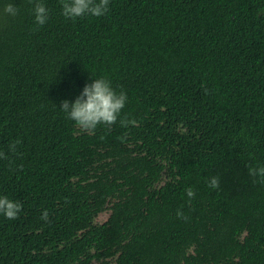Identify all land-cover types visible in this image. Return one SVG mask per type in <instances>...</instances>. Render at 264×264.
<instances>
[{"label": "trees", "instance_id": "16d2710c", "mask_svg": "<svg viewBox=\"0 0 264 264\" xmlns=\"http://www.w3.org/2000/svg\"><path fill=\"white\" fill-rule=\"evenodd\" d=\"M42 2L39 27L32 0H0V151L23 141L0 160L23 205L0 214V264H264V0H110L74 21ZM99 78L135 126L85 133L60 109Z\"/></svg>", "mask_w": 264, "mask_h": 264}, {"label": "clouds", "instance_id": "9594fccd", "mask_svg": "<svg viewBox=\"0 0 264 264\" xmlns=\"http://www.w3.org/2000/svg\"><path fill=\"white\" fill-rule=\"evenodd\" d=\"M34 3L35 24L43 27L49 21V9L42 0H32ZM110 0H61V14L66 20H76L77 18L90 15L93 17H102L106 15L110 8ZM19 8L8 3L2 10V15L15 17L18 15ZM206 95L210 94L205 87ZM128 100L127 93L123 90L117 92L106 78L94 79L90 84H86L82 93L74 102L67 100L61 102L60 109L67 114V118L75 123V126L82 132L94 134L97 127L101 124L109 129L118 121L121 127L135 126L137 121L127 117L121 118L122 110L125 108ZM103 139V137H101ZM21 139H16L8 145L7 153L0 151V160H9L10 164L12 156H21L18 146L22 145ZM8 153H11L9 155ZM22 170V165L18 166ZM255 180L259 178L260 183H264V165L250 166L249 173ZM208 186L212 189L220 188V177L213 176L207 180ZM189 203L195 197V191L192 187L185 189ZM23 205L18 200H12L8 196H0V214L8 219L18 218V214L22 211ZM181 209L177 210V217L187 219ZM42 219H48V212L42 214Z\"/></svg>", "mask_w": 264, "mask_h": 264}, {"label": "rangeland", "instance_id": "374dc122", "mask_svg": "<svg viewBox=\"0 0 264 264\" xmlns=\"http://www.w3.org/2000/svg\"><path fill=\"white\" fill-rule=\"evenodd\" d=\"M109 216H110V211L101 213L96 221L97 223H103L109 218Z\"/></svg>", "mask_w": 264, "mask_h": 264}]
</instances>
